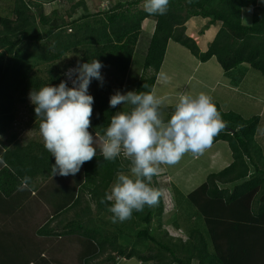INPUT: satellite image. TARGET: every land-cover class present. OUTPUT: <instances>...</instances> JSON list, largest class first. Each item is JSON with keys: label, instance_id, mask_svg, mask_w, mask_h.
<instances>
[{"label": "trees", "instance_id": "obj_1", "mask_svg": "<svg viewBox=\"0 0 264 264\" xmlns=\"http://www.w3.org/2000/svg\"><path fill=\"white\" fill-rule=\"evenodd\" d=\"M259 2L169 0L166 13L159 15L145 12L143 0H117L100 12L57 22L54 18L60 15L56 9L51 11V16L38 13L43 4L49 3L47 0H12V16L0 14V136L9 134L7 142L15 143V134L9 132L19 106L27 105L32 117L36 116L34 106L28 105V93L64 79L63 70L67 67L62 60L66 55L72 54L76 63L100 60L104 67L112 70L120 88L146 19L154 20V29L142 51V73L134 90L152 91L169 41L186 48L201 62L214 57L224 72L247 64L264 77V4ZM78 7L86 10L85 2L78 0L71 4L66 12L68 18ZM245 10H251L250 25L245 24ZM195 17L207 21L202 29L219 24L204 52L185 34V23ZM143 84L148 88L143 89ZM108 92L105 86L101 92L97 90L92 94L94 103L88 130L96 141V156L84 162L74 175L52 176L50 166L54 157L51 158L41 144L30 142L8 150L0 141V197L9 202L6 205L10 207L8 216L22 215L24 207L15 203L19 198L18 186L25 176L30 179L42 169L41 174L46 179L39 189L44 199L39 203V218L35 215L33 224L9 231L8 238L26 234L25 239L12 245L13 241L0 236V264H105L103 261L115 264V255L108 254L110 249H115L118 257L136 258L142 263L191 264L195 260L197 264H264V154L254 139L260 118H243L233 111H223L214 100L224 128L213 137L212 143L224 141L227 144L231 163L218 173L207 175L205 181L185 197L201 217L205 233L198 228L181 229L184 236H173L161 229L163 214L179 210V190L174 185L161 187L156 174L150 183L160 193L158 202L145 206L142 211H133L130 219L120 223L125 228L124 233L131 229L127 235L132 236L135 243L145 246L153 243L158 251L147 255L133 247L129 250L126 246L115 248L108 242L104 229L99 226V223L113 225L108 211L112 202L105 200V194L116 174L129 173L130 167L129 158L123 153L107 161L100 152V137L111 116L120 111L118 105L109 107ZM173 106L159 107L162 119L169 118ZM129 107L127 105L124 111ZM33 151L36 154H32ZM65 177L68 187L62 184L57 189L56 180ZM237 181L232 189L219 186ZM92 205L96 211L89 217ZM70 208H75L74 219L61 227L57 219ZM100 213L108 215L110 220ZM54 221L58 223L51 226ZM176 222L179 223L178 216ZM105 252L104 260L95 262Z\"/></svg>", "mask_w": 264, "mask_h": 264}, {"label": "clouds", "instance_id": "obj_2", "mask_svg": "<svg viewBox=\"0 0 264 264\" xmlns=\"http://www.w3.org/2000/svg\"><path fill=\"white\" fill-rule=\"evenodd\" d=\"M260 3L264 4V0ZM168 5L169 0H143L144 11L149 14L164 15ZM102 67L98 59L78 62L64 70V79L58 84H45L28 93L39 118L43 146L54 157L50 166L52 176L74 175L84 162L96 156V141L88 130L94 103L88 88L93 79L103 86ZM142 88L148 85L143 84ZM163 101L164 98L152 91H137L134 86L133 90L123 94L116 90L109 96L110 108L122 102L130 106L129 110L111 116L100 137L99 148L104 160H114L123 153L130 163L129 173L118 172L110 192L105 194V200L112 202L108 211L113 223L130 219L133 211H142L145 206L158 202L160 193L150 183L159 171L158 165L175 164L186 152L203 153L224 128L211 97L203 92L178 93L167 120L162 119L159 111ZM28 180L25 176L17 190H24Z\"/></svg>", "mask_w": 264, "mask_h": 264}, {"label": "crops", "instance_id": "obj_3", "mask_svg": "<svg viewBox=\"0 0 264 264\" xmlns=\"http://www.w3.org/2000/svg\"><path fill=\"white\" fill-rule=\"evenodd\" d=\"M189 20L187 21L188 23ZM203 21L206 20L197 18L196 22L198 23L195 26L197 27L196 29L199 28L200 24L205 25ZM147 25L149 26L148 27L149 32H152L153 24L147 23ZM216 26L218 30L219 26L218 25ZM192 33L194 34V32ZM198 36L200 38L201 35L198 34ZM202 36H205V42L212 40V38L208 37L206 34H202ZM255 77L256 74H253V72H251V68L246 64L238 65L236 68L228 72H224L223 70H221V67L214 58H210L206 62H200L194 56H192L187 51V49L184 50L177 43L169 41L166 47V51L163 57L161 67L156 75L152 92L154 95L164 98V101L159 107L173 106L178 99V93L196 95L198 93L203 92L208 96H210L212 100L216 101L222 110L227 111L225 109L224 103H226V105H229L230 103L235 104L234 102H236L241 104V106H239L240 111L238 112L240 115L241 112L245 111V118H251L253 116H259V118H261L263 117V113H264V78L263 80L258 81L255 84H251L252 87H256L257 89L255 92L256 96L255 95L252 97L249 96V93L247 94V90H246L248 89L247 87L249 83H251V81H253V78ZM261 92H263L262 97L259 96ZM245 97L249 98L251 101L248 103L245 102V106L243 107L242 104L244 103ZM237 99H240L241 102H238ZM256 102L258 103L259 106L258 108L256 106L253 107V104H256ZM251 110H253V112H250ZM261 125L263 124L261 119H259L258 126ZM257 133L258 132H256V134ZM0 141L2 140L0 139ZM36 143L41 144L39 142ZM224 143H225L224 141H217L215 143H211L210 146L207 147L201 154L192 153L191 155H188L189 152H186L182 155V157L179 160L185 162L186 171L187 173L192 174L193 178L195 177L197 181H200V178H203L205 181L207 175L209 174L208 171L211 167L216 172H218L219 170L220 171L223 170L231 163L230 150L227 144ZM18 146L20 145L16 146L15 144L12 147L6 146L5 148L9 150L10 148H14ZM262 148L263 147H260L261 150ZM32 154H36V152ZM51 158L53 157L51 156ZM164 165L165 164H160L159 165L160 169H164ZM41 170L42 169H40L29 179L28 184L24 188V190H17L16 195L19 198L17 199L15 204L17 206L24 207L22 215H20V213L19 214L17 213L15 214V216L13 214L11 215V217L8 216L7 209L10 207L6 208V205L9 202L8 200L5 201L3 197H0V236H3L4 240L7 238L9 241H13L12 245L19 244V242L22 241L21 240L22 238L25 239L26 234L25 235L19 234V236H21L19 238H13V237L8 238L10 236L9 231L10 230L12 231L13 229L20 230L23 228L22 225L33 224V222L35 221V215H37V219L39 218L40 215L39 203L42 202V200L44 201L43 197H41V194L39 193V189L46 182V179H43ZM250 171H252V167H250ZM165 174L170 184H172L171 181L173 180V178L171 177L173 176L171 174H168L167 172H165ZM204 181H202L201 184ZM237 183L238 181L231 184L221 185V187L232 189V187ZM62 184L66 188L68 187V182L66 180V177L64 179L58 178L54 186L57 187L58 189L61 187ZM110 189H108V192L110 191ZM57 195L55 197H57ZM186 195L187 194H183L179 191V198L180 197L185 198ZM92 208L93 206H91V209ZM76 210L78 211V209ZM178 213H179L178 208L175 211L173 210L164 213L161 220V229L167 231L168 230L167 227L169 225L176 226L177 224L176 217ZM74 214H75V208L72 209L70 208L69 210H67L64 216H61L60 218L57 219L58 221H60L59 225L62 227L64 224H66V222L72 221L74 219ZM4 215L8 217H5ZM101 216L104 217L106 220L107 219L110 220L108 215L104 213H102ZM193 218L194 216L191 217L190 221H192ZM58 221L52 222L51 226L57 224ZM176 228L181 230V228L178 226H176ZM124 234L127 235L128 233H124ZM172 235L178 236L177 233H173ZM129 240L132 241V243L135 242V239L132 236L129 237ZM116 247L118 248L120 247V245L115 246V248ZM108 254H112V255L114 254L115 260L116 257H118L116 255L115 249L109 250ZM104 255L106 257L107 252H105L102 256ZM122 259L124 258L118 257L116 261L119 262ZM98 261L101 260L100 259L95 260V262Z\"/></svg>", "mask_w": 264, "mask_h": 264}, {"label": "rangeland", "instance_id": "obj_4", "mask_svg": "<svg viewBox=\"0 0 264 264\" xmlns=\"http://www.w3.org/2000/svg\"><path fill=\"white\" fill-rule=\"evenodd\" d=\"M11 1L12 0H0V14L12 16L11 10H10L11 9ZM47 1L49 3L43 4V6L41 8H39L38 13L42 12L45 15H50L51 11L53 9L54 10L56 9V11L60 15V17H55L54 20L59 22V20L60 21H65V20L70 21V20H73L75 18H79L83 14H94L95 12H100L101 10L105 9L111 2H116L117 0H83L86 4V10L81 8V7H78L75 10L74 14L70 18H68V16L66 15V12L69 11L70 5L73 4L74 2L78 1V0H61V1H59V0H54V1L47 0ZM250 15H251V10H245V12L243 13L244 21H245V24H247V25H250V23H251V16ZM149 20L144 21L142 23L143 30L139 36L137 45L135 47V54L133 56L132 64H131L128 72H127L125 81L122 83V86L120 88H118L119 83H117L116 77L113 75L112 70L110 68H106L103 66L100 69L101 74L104 77L103 86L102 87L99 86V82L97 80L93 79L89 85V88H88V91L91 95L93 94L94 91H97V90H98V92H101V88H103L105 86H108V88H109V92L107 93L108 97L110 96V94H113L116 90H119L122 94L129 91V90H133L134 83L137 81L140 74L142 73L141 72V62H142L143 57H144V52L142 54V51H144V48L146 47L148 40L150 38V36H149L150 32L148 29L149 26L147 25V23L154 24V20H152V19H149ZM196 20H197V18H190L189 23L186 22L185 34L188 37H190L192 40H194V42L196 43V45L198 46V48L201 52H204L208 48V45L210 44V42L212 40L205 42V36H202V34H206L208 37L213 38L216 31H217L216 25L219 26V24L208 26L206 29H202L204 25L200 24L199 28L196 29L197 27H195V26L198 23V22H196ZM203 22L206 24V21H203ZM200 27H202V28H200ZM40 28L42 29V27H40ZM195 29L198 32H196ZM199 31H203L200 34L201 35L200 38L198 36ZM192 32H194V34ZM180 47H182V46H180ZM182 48L184 50H186V48H184V47H182ZM140 52L142 55L140 54ZM74 58L75 57L72 54L66 55V57H64V59L62 60V63L65 64L67 68L70 66H74L77 64ZM212 58H214V57H212ZM70 62H73V63H70ZM64 70H63V73H64ZM251 72H253V74H256V77L253 78V81H251V83H249V85L247 87L248 89H246V90H247V94L249 93V96L252 97L254 95L256 96L255 92L257 89H256V87H252L251 84H255L258 81L263 80L264 77L261 76L258 72H256L253 69H251ZM42 74L45 75V72L43 71ZM63 77H64V75H63ZM68 85L71 86L70 81L68 82ZM259 96L262 97L263 92H261L259 94ZM234 98H237V97H234ZM237 101L241 102L240 99H237ZM250 101L251 100L249 98L245 97V100H244V103L242 104V106L244 107L245 102L248 103ZM234 103L235 104L230 103L229 105H226V103H224L225 109L227 111H233L235 113H238L240 111L239 106H241V104L236 103V102H234ZM29 104H30V101L28 102V105ZM254 106H256L257 108L259 107L257 102H256V104H253V107ZM126 107H127V105L124 104L123 102L121 104H118V108H120V111H124L126 109ZM253 110H251L250 112H253ZM223 111H225V110H223ZM241 116L243 118H245V111L241 112ZM260 119H261L263 125L258 126V130H257L258 133L255 135L254 139H255V142H257L258 147L264 148V113H263V117H261ZM38 121H39V118H37L36 116L32 117V114L29 113L27 105H20L19 109L16 113V120L14 121L13 129H12V131L9 132V133H14L16 136L14 144H17L20 146H26L29 142H39L43 146V139H42L40 132H39ZM36 124H38V125L36 126ZM8 138H9V134L5 135V136H0V139L3 141V143L6 144V146L12 147L14 144H12V142L11 143L7 142ZM263 148L261 151L264 154ZM191 154L192 153L189 152L188 155H191ZM158 168H159V171H158L155 178L158 182L160 181V183H159L160 186L164 187V188L165 187L170 188L171 185H174V187L177 188V190H179L183 194H188L191 191L195 190L196 188H198L201 185V182L204 181L203 178H200V181H197L195 179V177L193 178L192 174L187 173L185 162L182 160H179L178 162H176L175 164H172V165L165 164L164 169H160L159 165H158ZM165 172H167L168 174H171L173 176V177H171V178H173V180L171 181L172 184H170V182L168 181V178H167ZM208 172H209V174L218 173L212 167L209 169ZM125 174H128V173H125ZM219 186H221V185H219ZM178 202H179V204H178L179 213L177 216H178L179 223L176 226H180L183 231H189V230L198 228L200 231L205 233L203 225H202V219L196 213L193 206L190 205L189 202L186 200V198H183V197H180L178 199ZM95 211H96L95 207L93 206L92 210H90L89 217H92L95 214ZM191 215L194 216L192 221H190ZM110 222H112V220ZM97 223H99V222H97ZM112 224H113L112 226H109L107 224L99 223V226H101V228L104 229V233L107 237L108 242H112L114 247L118 246V245L126 246V250H129L131 247H133V248L138 249V251L142 252L143 254H147V255H150V254L154 255L158 251L157 246H155L153 243H148V246L142 245L141 243H135V242H133L134 243L133 244L132 241L129 240L130 236L124 234L125 228H124L122 223H120V222L113 223L112 222ZM176 226L175 225H169L167 227L168 228L167 232H169L168 235H170V234L172 235L173 233H177V235L184 236L185 233L181 232L182 230H179L178 228H176ZM120 230L121 231L124 230L123 234L120 233ZM131 232H132L131 230H128L127 233H131ZM113 235L115 236V241L113 239ZM104 257H105V255L101 256V258H98V260L99 259L104 260ZM117 259H118V257H116V260ZM116 260H115V262H116L115 264H153L154 263V261H153V263H152V261H150L148 263L147 262L141 263L136 258H131V259H125L124 258V259L120 260L119 262H117ZM104 263L109 264L107 262H104ZM191 264H197V262L194 260V261H192Z\"/></svg>", "mask_w": 264, "mask_h": 264}]
</instances>
